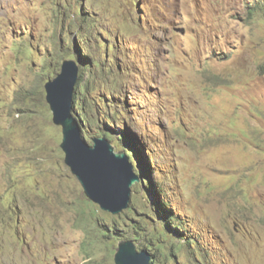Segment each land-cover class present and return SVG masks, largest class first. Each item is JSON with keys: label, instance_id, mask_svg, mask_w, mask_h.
I'll use <instances>...</instances> for the list:
<instances>
[{"label": "rangeland", "instance_id": "374dc122", "mask_svg": "<svg viewBox=\"0 0 264 264\" xmlns=\"http://www.w3.org/2000/svg\"><path fill=\"white\" fill-rule=\"evenodd\" d=\"M257 1L0 0V264H116L124 239L156 264H264ZM67 58L87 141L140 146L117 214L65 162L45 84Z\"/></svg>", "mask_w": 264, "mask_h": 264}, {"label": "water", "instance_id": "95a60500", "mask_svg": "<svg viewBox=\"0 0 264 264\" xmlns=\"http://www.w3.org/2000/svg\"><path fill=\"white\" fill-rule=\"evenodd\" d=\"M79 64L67 58L61 72L45 84L46 99L53 120L63 129L61 147L65 162L79 179L87 196L101 207L117 214L129 206L132 186L139 181L130 156L115 146L105 136L94 138L90 144L82 135L81 125L74 114L75 86L79 79ZM152 254L138 249L133 239L119 242L115 253L116 264H151Z\"/></svg>", "mask_w": 264, "mask_h": 264}, {"label": "trees", "instance_id": "16d2710c", "mask_svg": "<svg viewBox=\"0 0 264 264\" xmlns=\"http://www.w3.org/2000/svg\"><path fill=\"white\" fill-rule=\"evenodd\" d=\"M136 3H138V0H134ZM257 5L256 6H250L249 7V12H250V14H252V13H254V12H259V6H263L264 7V0H258L257 1V3H256ZM81 72H83L82 74H79V79H78V83L80 82L81 83V79L83 78V74H84V72H85V69L83 70V71H81ZM77 83V85H79ZM75 93H76V91H75ZM75 95V94H74ZM77 98V97H76ZM76 100V99H75ZM74 102V101H73ZM73 109L74 110H76V107L75 106H73ZM78 114V113H77ZM78 116L80 117V121L82 122V124L85 126V124H84V118H81V116H83V115H80V112H79V114H78ZM109 117V116H108ZM100 127V126H99ZM81 130H83L82 129V127H81ZM104 131H102L103 132V134H101V135H98V136H105V137H107L106 136V130L105 129H103ZM83 135V134H82ZM84 137V136H83ZM93 137V136H92ZM97 137V136H96ZM85 138V137H84ZM95 138V137H94ZM94 138H93V141H94ZM86 139V138H85ZM87 140V139H86ZM133 142H135L134 144H133ZM136 143H138L135 139H134V141H130L128 138H126V140H125V143H123V145H122V147H125V149L128 151V153H129V155L131 156V154H133V152L136 154V152L138 153L139 152V147L137 146L136 147ZM94 144V143H93ZM92 144V145H93ZM141 151H142V148H141ZM136 157V156H135ZM132 161H134L133 159H132ZM134 165H135V163H134ZM146 169H148V168H146ZM143 171H144V169H142ZM140 179H143V176L142 175H140ZM150 251V250H149ZM151 252V251H150ZM152 253V252H151ZM157 258V256H156V254H154V253H152V259H151V264H156L155 263V261L153 262V260H154V258ZM158 264H162V263H158ZM163 264H168V261L167 260H165L164 262H163Z\"/></svg>", "mask_w": 264, "mask_h": 264}, {"label": "clouds", "instance_id": "9594fccd", "mask_svg": "<svg viewBox=\"0 0 264 264\" xmlns=\"http://www.w3.org/2000/svg\"><path fill=\"white\" fill-rule=\"evenodd\" d=\"M74 110V109H73ZM79 120V119H78ZM81 125V124H80ZM62 140H63V138H62Z\"/></svg>", "mask_w": 264, "mask_h": 264}]
</instances>
